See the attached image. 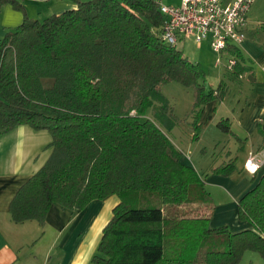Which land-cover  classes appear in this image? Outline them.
I'll list each match as a JSON object with an SVG mask.
<instances>
[{
    "label": "trees",
    "instance_id": "16d2710c",
    "mask_svg": "<svg viewBox=\"0 0 264 264\" xmlns=\"http://www.w3.org/2000/svg\"><path fill=\"white\" fill-rule=\"evenodd\" d=\"M73 1L42 19L24 15L0 38V135L27 124L51 136L49 157L10 200L11 219L43 224L51 204L72 214L116 194L92 264H238L247 250L264 259V173L236 201L250 226L210 227L211 194L168 135L176 116L162 84L193 88L196 138L225 82L207 89L200 64L161 39L158 0ZM227 51L239 75L242 52ZM217 123L230 131L228 117ZM209 167L227 175L234 161Z\"/></svg>",
    "mask_w": 264,
    "mask_h": 264
},
{
    "label": "crops",
    "instance_id": "0c3cea01",
    "mask_svg": "<svg viewBox=\"0 0 264 264\" xmlns=\"http://www.w3.org/2000/svg\"><path fill=\"white\" fill-rule=\"evenodd\" d=\"M25 1L33 5L23 3ZM221 1L230 3L234 0ZM23 2L7 0L0 4V38L6 31L18 26L24 15L35 17L34 11H37L47 16L76 6L73 0ZM244 33L245 37L239 45L243 55L238 64L240 74H233L227 69L225 78H228L227 81L238 80L243 86L247 84L245 102L235 114L226 102L228 82L220 79L226 84L225 94L220 99L206 102L199 119L202 125H205V121L209 125L223 113H230L234 120L237 118V127L233 128L231 136L237 139L238 148L243 152L234 155V169L227 175L210 173L204 179L211 189L225 188L233 197V200L215 202L210 219V223H228L233 231L250 226L247 220L238 219L236 201L264 173V164L253 173L244 167V160L250 151L264 148L260 132L264 130V0H253L249 5ZM209 38L207 36L204 39L209 42ZM202 42L203 39L196 43L200 46ZM223 55L227 57L230 54L227 51ZM197 56L202 63L203 59ZM50 141L51 136L46 129H34L27 124H20L0 135V264H92L91 257L101 237L102 228L111 216L112 207L119 201L116 194L104 199H92L72 214L58 204H51L43 224L33 219L13 221L9 213L10 200L25 180L47 160L51 153ZM227 156L232 158L230 154ZM187 162L196 170L208 168L198 166L197 162ZM225 189L223 191L227 194Z\"/></svg>",
    "mask_w": 264,
    "mask_h": 264
},
{
    "label": "rangeland",
    "instance_id": "374dc122",
    "mask_svg": "<svg viewBox=\"0 0 264 264\" xmlns=\"http://www.w3.org/2000/svg\"><path fill=\"white\" fill-rule=\"evenodd\" d=\"M20 1L23 2V0ZM158 1L163 4H177L179 2V0ZM23 3H27L30 6L33 5L27 1ZM34 12L39 19L45 17V13H38L37 11ZM176 46L182 49L183 53L190 60L200 64V67L204 72L203 83L207 89L211 86L216 87L220 79L227 81L226 79L228 78H225V72L227 71V68L225 67L227 57L222 55L220 63L216 64L218 54L212 50L207 39H203L202 45L198 46L193 38L184 37L178 40ZM197 55L203 59L202 63L198 60ZM227 82L229 85L228 94L226 95L228 99L226 101L228 103L227 106H229L232 111L234 110L236 114L240 111L239 107L245 102V94L248 90V86L247 84L243 86V84H239L238 80L234 79ZM161 91L169 100L176 116V123L169 131L168 135L180 148L184 159L187 161L197 162L198 166H203V168L208 167L206 170H201L199 168L197 170L203 180L208 174L212 173L210 172L209 166L225 164L229 160L235 161L236 159L234 155L236 154L237 156V152H239V154L243 152L242 149L238 148L239 142L237 139L231 136V133L234 130L233 128L236 129L237 127V118L234 120L233 115H230V113L221 114L218 110L219 115H221L216 117L215 121H212L209 125L206 123L207 121H205L206 126L202 125L200 122L198 136L194 138V128L192 126L193 116L191 113L194 102L193 88L190 86H184L178 81L171 80L162 84ZM143 117L152 118V111L150 108L145 112ZM226 117L229 118L230 131L221 129L217 123L218 120ZM242 140H244L243 136ZM229 154L232 157L231 159L227 156ZM205 184L207 185H205V188L211 194L214 207L216 205L215 202L233 200V197L227 189L223 188V190H226L227 194H225V191L218 188L211 189L207 183ZM220 225H227L230 230L232 229L228 223L220 221L219 223H210V227H218ZM251 254L252 256H250ZM238 264H264V259H262L256 251L247 250L243 253Z\"/></svg>",
    "mask_w": 264,
    "mask_h": 264
},
{
    "label": "built area",
    "instance_id": "2783aa9c",
    "mask_svg": "<svg viewBox=\"0 0 264 264\" xmlns=\"http://www.w3.org/2000/svg\"><path fill=\"white\" fill-rule=\"evenodd\" d=\"M253 0H234L223 3L221 0H180L177 4H159L164 21L161 39L168 44H176L181 37L192 36L199 43L209 36V43L218 54L216 64L227 52L228 43L240 45L245 37L246 13ZM235 62L227 56L225 67ZM264 164V148L250 151L244 167L253 173Z\"/></svg>",
    "mask_w": 264,
    "mask_h": 264
}]
</instances>
